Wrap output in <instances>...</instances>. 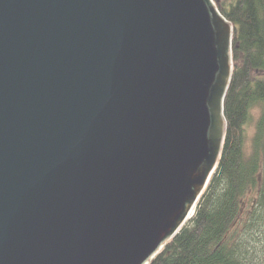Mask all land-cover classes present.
Returning a JSON list of instances; mask_svg holds the SVG:
<instances>
[{
  "label": "water",
  "instance_id": "water-1",
  "mask_svg": "<svg viewBox=\"0 0 264 264\" xmlns=\"http://www.w3.org/2000/svg\"><path fill=\"white\" fill-rule=\"evenodd\" d=\"M213 0H0V264H148L224 140Z\"/></svg>",
  "mask_w": 264,
  "mask_h": 264
},
{
  "label": "trees",
  "instance_id": "trees-1",
  "mask_svg": "<svg viewBox=\"0 0 264 264\" xmlns=\"http://www.w3.org/2000/svg\"><path fill=\"white\" fill-rule=\"evenodd\" d=\"M232 24V74L217 165L191 217L148 264H260L264 244V0H213ZM254 132L245 153V125ZM243 222L240 220L244 217Z\"/></svg>",
  "mask_w": 264,
  "mask_h": 264
},
{
  "label": "rangeland",
  "instance_id": "rangeland-1",
  "mask_svg": "<svg viewBox=\"0 0 264 264\" xmlns=\"http://www.w3.org/2000/svg\"><path fill=\"white\" fill-rule=\"evenodd\" d=\"M258 76H262L264 77V71L258 73ZM254 114V117H252V122L248 123L245 125V153L247 154L250 150V146H251V139L252 138V135H253V132H254V119L257 115L256 112H253ZM246 216H244L241 220H240V223L243 222V219H245ZM258 248H261L263 249V251L261 252H258V254L256 255V260L259 261L260 264H264V244H260L259 243V246H256Z\"/></svg>",
  "mask_w": 264,
  "mask_h": 264
}]
</instances>
